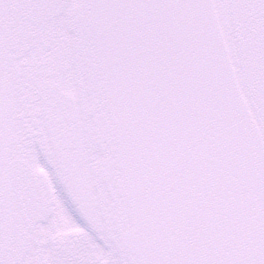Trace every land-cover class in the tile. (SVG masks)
Instances as JSON below:
<instances>
[{
  "label": "water",
  "instance_id": "95a60500",
  "mask_svg": "<svg viewBox=\"0 0 264 264\" xmlns=\"http://www.w3.org/2000/svg\"><path fill=\"white\" fill-rule=\"evenodd\" d=\"M101 1L100 56L107 73L120 74L131 116L124 132L131 196L170 193L187 209L193 236L176 253L162 248L138 210L137 244L181 264H264V147L212 0H118L110 14Z\"/></svg>",
  "mask_w": 264,
  "mask_h": 264
},
{
  "label": "flooded vegetation",
  "instance_id": "af4514ba",
  "mask_svg": "<svg viewBox=\"0 0 264 264\" xmlns=\"http://www.w3.org/2000/svg\"><path fill=\"white\" fill-rule=\"evenodd\" d=\"M75 2L78 0H0V60L3 58L12 103L14 139L41 143L51 158L56 156L66 183L72 170L85 174L88 181L92 174L99 177L101 163L107 157L106 149L100 151L93 142L92 118L106 110L94 62L86 65L82 52L76 50L75 57L72 47L71 33L82 35ZM244 7L251 14L257 10L264 15V0H244ZM251 28L252 33L259 30L264 35V20L256 21ZM81 63L90 66L88 72ZM17 104L23 112L22 126ZM106 199L103 194L91 204L74 200L97 228L100 220L106 217L104 223L108 224L111 217ZM15 204L7 264L24 262L30 239L40 248L36 259L27 264H100L95 254H88L91 239L87 235L81 233L73 241L69 238V243L42 240L43 226L58 215L55 208L65 210L62 199H50V206L44 208L42 201L23 195L15 199ZM47 247L53 252V263L43 253Z\"/></svg>",
  "mask_w": 264,
  "mask_h": 264
},
{
  "label": "rangeland",
  "instance_id": "374dc122",
  "mask_svg": "<svg viewBox=\"0 0 264 264\" xmlns=\"http://www.w3.org/2000/svg\"><path fill=\"white\" fill-rule=\"evenodd\" d=\"M215 3L241 88L250 108L254 112V116L256 117L260 115L262 117V114L264 115V82L259 81L256 78L257 72L262 71L263 67L261 62H255L258 66L254 65L252 49L255 48L257 43H255L251 39L252 37L249 36V22L248 17L246 16L247 11L244 10V2L241 0H215ZM81 4H83L82 0H78V2H75V8H79ZM71 36L72 47L75 53L74 56L77 57L76 50H78L77 53L81 51L84 55L86 65H90L91 44L89 41L87 43L83 39V36L77 34L75 31L71 33ZM81 64L83 65L84 70L88 72L90 66L87 67L83 63ZM262 74L264 75V73ZM20 104H17L16 109L17 116L20 118L18 122L22 126L21 118L23 112ZM13 148L11 160H13V163L14 161L19 163L20 174L22 169H24V179L27 181L26 187L30 186V192L35 196L34 198L43 199L44 205L42 203V206L44 208H48L49 201H47V199H64L60 192L56 193L58 190L56 187V178L53 174H49L43 168V166L46 168V164L39 158L38 146H36V144L24 145L23 139L18 137V140L14 142ZM28 168L30 169V172L28 171ZM55 176H57L58 179L60 178L58 174ZM19 187L21 186L19 185ZM14 199H16V197H14ZM17 199H19V197H17ZM55 212L58 213V215H56L57 218L54 216L53 219L47 221L49 224H54H52V226L49 224L43 226L41 234L42 240L47 238L45 242L52 240L53 243L57 241H66V243H69V238H72L73 241L74 238L80 237L81 233L85 235L84 231L77 228L75 225H72L71 218L66 210L63 211L62 208L56 207ZM69 223L72 227L69 226ZM100 228L102 229L101 226ZM102 231L106 237H109L105 229H102ZM108 240L112 245L110 248L106 249L101 245L100 247L98 246L97 251L92 249L93 251L91 254L96 255L95 261L98 260L100 264H126L122 258V254L116 248V244L111 242V237H109ZM52 242L47 243L46 246L51 245ZM39 248L40 246L38 245V242L30 239L27 251H25L26 258L22 264L34 261L37 257V249L39 250ZM45 249L43 251L45 258L49 261L51 260L50 263H53L52 250L50 247H47L46 250Z\"/></svg>",
  "mask_w": 264,
  "mask_h": 264
}]
</instances>
